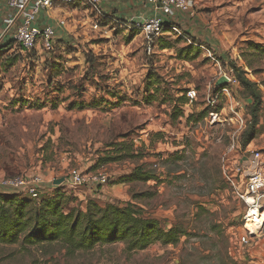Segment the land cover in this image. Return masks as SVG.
I'll list each match as a JSON object with an SVG mask.
<instances>
[{
	"label": "rangeland",
	"instance_id": "374dc122",
	"mask_svg": "<svg viewBox=\"0 0 264 264\" xmlns=\"http://www.w3.org/2000/svg\"><path fill=\"white\" fill-rule=\"evenodd\" d=\"M258 2L241 6L238 17L231 14L234 6L195 9V16L228 17L222 24L227 34H189L186 25L196 19L182 16L165 24L174 30L164 29L150 49L102 5L104 15L86 2L55 5L48 19L57 32L50 51L25 53L14 43L0 49V183L39 175L52 185L75 169L104 173L108 183L95 197L68 184L39 194L71 196L68 206L82 211L91 198L100 206L134 204L165 230L184 232L176 246L156 243L136 253L122 244L73 255L61 243L0 245V264H264L263 237L248 245L237 241L246 234L248 206L231 181L248 151L264 160V52L247 47L254 42L264 50V6ZM232 66L262 94L256 133L245 148L249 100ZM221 77L229 82L217 87ZM138 169L151 179L132 180ZM260 197L259 227L264 188Z\"/></svg>",
	"mask_w": 264,
	"mask_h": 264
},
{
	"label": "trees",
	"instance_id": "16d2710c",
	"mask_svg": "<svg viewBox=\"0 0 264 264\" xmlns=\"http://www.w3.org/2000/svg\"><path fill=\"white\" fill-rule=\"evenodd\" d=\"M168 28V25L163 26V30ZM12 44V41H5L0 44V49L7 50ZM247 47L264 52L262 46L254 42L247 43ZM247 68L252 70L250 65ZM232 73L249 100L247 106L250 120L241 137V146L245 148L256 133L262 94L241 67L232 66ZM180 101L181 105L187 103L185 98ZM118 160L111 158L110 161ZM150 179L149 176L143 177L139 169L132 177V180L144 182ZM55 188L57 192L59 187ZM91 195L95 197L98 194ZM73 201L71 196L59 193L47 199L40 196V201L35 202L20 198V194L0 192V245L37 247L61 243L67 254L73 255L89 252L99 246L122 244L126 252L136 253L156 243L176 246L184 236V232L176 227L165 230L160 221L145 217L134 204L123 208L111 204L100 206L91 198L85 211H82L68 206Z\"/></svg>",
	"mask_w": 264,
	"mask_h": 264
},
{
	"label": "built area",
	"instance_id": "2783aa9c",
	"mask_svg": "<svg viewBox=\"0 0 264 264\" xmlns=\"http://www.w3.org/2000/svg\"><path fill=\"white\" fill-rule=\"evenodd\" d=\"M117 0H5L8 17L4 21L5 27L0 34L2 43L12 41L18 45L25 53L36 49L39 51H50L57 36L56 28L48 19L40 20L42 12L52 11L55 5H71L80 2L91 4L103 14L101 4L111 3ZM144 5L152 7L159 12L158 16L145 18L143 21L128 23L125 26L139 32L150 49L155 38L163 32V26L172 20L187 16L194 19V0H136ZM108 16V15H107ZM48 17V16H47ZM64 22L60 21L59 25ZM174 26H169L168 30H174ZM229 82V79H228ZM235 82V81H234ZM188 99L195 98V92H187ZM243 156V162L235 166L233 171L234 186L237 197L248 206L245 215L246 234L238 237L240 245H248L250 241L264 238V223L262 226L255 225V219L251 216L253 211H257L260 202V191L264 188V160L263 154L256 151H248ZM238 178V181H237ZM108 176L100 172H84L79 169L71 170L65 178V184L72 188H82L91 194H98L108 183ZM235 182V183H234ZM0 187L17 194H27L33 199L41 196L39 193L44 190V181L39 175L30 177L8 178L0 183ZM249 228H247L248 223Z\"/></svg>",
	"mask_w": 264,
	"mask_h": 264
},
{
	"label": "crops",
	"instance_id": "0c3cea01",
	"mask_svg": "<svg viewBox=\"0 0 264 264\" xmlns=\"http://www.w3.org/2000/svg\"><path fill=\"white\" fill-rule=\"evenodd\" d=\"M257 3V4H256ZM195 9H203L205 12H217L219 11L220 6H234L231 11L232 15L239 16V10L241 6L244 5H256L259 7L258 0H194ZM103 11L113 16V18H119L123 21H126L128 23L133 22H139L143 21L145 18L152 17V16H158L159 12L154 10L152 7L148 5H144L136 0H117L115 2L111 3H103L101 4ZM261 5L264 6V0H261ZM255 6V9L257 7ZM264 11V8H263ZM220 12V11H219ZM248 15L256 16L255 13L248 12ZM40 20L44 21V17L46 19H49L50 16H53V10L48 12H42L40 15ZM48 16V17H47ZM8 17V11L6 8L5 0H0V34L4 30L5 23L4 21ZM233 17V16H232ZM228 19L226 16H196L193 27L190 25H186V31L189 34L195 35L198 33V36L205 37L208 39L209 36H216L218 33L220 36H225L228 32L225 27H223V19ZM181 18H178L179 21ZM171 22H174L172 20ZM182 25V24H181ZM192 25V24H191ZM217 25V28H216ZM239 26V24L237 25ZM222 27V28H221ZM194 28H199V32L194 31ZM224 30L226 32H224ZM207 41V40H206ZM208 42V41H207ZM44 186L46 187H52V185L49 182H45ZM78 190H82L81 188H78ZM0 192L2 193H14L10 192L6 189L0 188Z\"/></svg>",
	"mask_w": 264,
	"mask_h": 264
},
{
	"label": "water",
	"instance_id": "95a60500",
	"mask_svg": "<svg viewBox=\"0 0 264 264\" xmlns=\"http://www.w3.org/2000/svg\"><path fill=\"white\" fill-rule=\"evenodd\" d=\"M228 83V79L226 77H221L217 83H216V86L217 87H222L224 85H226ZM65 182V179L62 178V179H59V180H54L52 182V185L53 186H61L63 183Z\"/></svg>",
	"mask_w": 264,
	"mask_h": 264
},
{
	"label": "bare ground",
	"instance_id": "6f19581e",
	"mask_svg": "<svg viewBox=\"0 0 264 264\" xmlns=\"http://www.w3.org/2000/svg\"><path fill=\"white\" fill-rule=\"evenodd\" d=\"M252 215V217H253V219H254V216H256V214H257V211H253L252 213H251ZM255 221H256V219H255ZM264 223V222H263Z\"/></svg>",
	"mask_w": 264,
	"mask_h": 264
}]
</instances>
